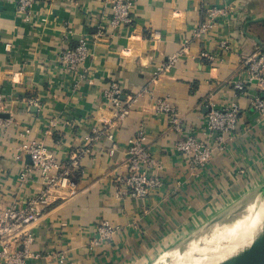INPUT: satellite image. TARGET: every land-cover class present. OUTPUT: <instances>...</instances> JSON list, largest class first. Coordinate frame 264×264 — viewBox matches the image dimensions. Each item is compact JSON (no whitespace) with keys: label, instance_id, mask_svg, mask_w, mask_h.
Instances as JSON below:
<instances>
[{"label":"crops","instance_id":"1","mask_svg":"<svg viewBox=\"0 0 264 264\" xmlns=\"http://www.w3.org/2000/svg\"><path fill=\"white\" fill-rule=\"evenodd\" d=\"M132 1L133 23L115 30L109 0H39L32 22L18 12L16 2L0 0V86L5 94L0 202L7 205L38 187L19 189L21 171L32 165L31 156L20 150L23 143H44L69 168L72 155L82 154L79 168H71L77 186L54 190L42 222L33 226V249L42 258L32 264L154 262L264 185V119L249 102L257 90L251 86L242 94L234 85L246 78V58L264 52V0ZM211 7L227 9L230 16L197 38L193 31ZM98 27L105 30L104 38L93 45L81 68L86 79L79 82L62 66L60 53L91 38ZM186 40L189 52L155 80L157 68ZM223 41L228 49L222 48ZM113 82L127 96H143L113 137L89 143L86 138L94 136L99 117L111 115L103 93ZM209 99L220 106L239 99L240 124L226 149L193 171L175 149L183 135L172 130L159 101L176 107L187 129L206 139L202 131ZM142 127L146 145L163 165L164 183L134 200L122 192L128 144ZM33 177L41 179L39 173ZM105 220L117 227L114 239L93 247L97 226ZM59 255L66 261L61 263Z\"/></svg>","mask_w":264,"mask_h":264},{"label":"built area","instance_id":"2","mask_svg":"<svg viewBox=\"0 0 264 264\" xmlns=\"http://www.w3.org/2000/svg\"><path fill=\"white\" fill-rule=\"evenodd\" d=\"M16 2L20 14L28 22H32L34 8L39 0H12ZM112 4L113 16L110 28L118 30L122 26L133 23L132 0H109ZM230 16L227 9L219 7L208 8L205 20L194 31L197 38L208 36L210 31L219 25L220 21ZM105 30L98 27L91 38H84L70 48L60 53V62L65 70L71 73L79 82L86 79L82 71L87 59L91 55L93 45L104 38ZM189 40L184 42L179 52L170 56L165 63L157 68L155 80L162 73L173 70L180 57L189 52ZM222 48L228 49L227 41L222 42ZM9 47V46H8ZM205 56H207L205 54ZM246 78L236 82L235 89L246 94L251 86L257 92L249 97V102L254 111L264 119V52L255 53L246 58ZM146 91V89L144 90ZM125 90L118 82H113L103 93L104 104L110 116L102 114L99 117L100 126L93 129L94 136L87 137L89 143L99 142L106 137H113L124 120L132 113L135 104L143 96V92L126 97ZM209 111L205 117L202 138L195 130H188L184 117L178 109L168 101H159L160 112L170 115L172 130L182 134L175 149L181 156L187 158L189 168L197 171L209 164L217 150H224L228 141L238 131L241 118V103L239 99L229 100L223 106L218 105L213 99L207 101ZM5 108V94L0 86V116ZM1 120V119H0ZM146 132L142 127L137 136L128 144V174L125 180L124 195L140 200L158 191L163 187V165L156 159L146 145ZM20 150L31 156L32 165L23 169L19 175V189H37L29 194L20 196L19 200L3 205L0 202V264H32V261L42 258L39 252L33 249L36 242V233L33 226L38 225L44 218V205L48 202L56 189H74L77 182L72 177L74 168H79L82 154L74 153L71 157V168L63 166L55 155L39 141L23 143ZM89 151V149L87 150ZM114 150L111 151V153ZM39 173L40 181L34 180V174ZM123 191V190H122ZM117 227L109 221L98 224L96 235L92 239L93 247L101 246L114 239ZM54 257L53 253L49 254ZM61 263L66 257L59 255Z\"/></svg>","mask_w":264,"mask_h":264},{"label":"bare ground","instance_id":"3","mask_svg":"<svg viewBox=\"0 0 264 264\" xmlns=\"http://www.w3.org/2000/svg\"><path fill=\"white\" fill-rule=\"evenodd\" d=\"M190 238L191 246L168 255L162 264H234L264 246V200L259 206L235 209Z\"/></svg>","mask_w":264,"mask_h":264},{"label":"water","instance_id":"4","mask_svg":"<svg viewBox=\"0 0 264 264\" xmlns=\"http://www.w3.org/2000/svg\"><path fill=\"white\" fill-rule=\"evenodd\" d=\"M250 199H257L255 206H259L262 203V201L264 200V185L261 186L260 188H258L256 191H254L249 197H247L244 200H242L241 202H239L234 208L223 213L222 215H220L218 218H216L212 222L215 223V222H218L219 220H221L222 218L227 217L235 209L240 208V207H238L239 205L243 204L245 201L250 200ZM212 222H210V223H212ZM209 225H211V224H209ZM234 264H264V246L259 248L258 250H255L254 252L245 256L244 258L238 260Z\"/></svg>","mask_w":264,"mask_h":264},{"label":"rangeland","instance_id":"5","mask_svg":"<svg viewBox=\"0 0 264 264\" xmlns=\"http://www.w3.org/2000/svg\"><path fill=\"white\" fill-rule=\"evenodd\" d=\"M256 200L257 199L247 200L243 204L239 205L238 207H240L242 209H244V208H252V207L255 206ZM212 223H209V224H212ZM209 224H207V225H209ZM197 229H199V228H197ZM196 230H193V232H195ZM192 233L188 234L189 236H186V238L184 240L180 241V243L178 245H176L174 248H172V249H170L168 251H165V252L161 253L159 256H157L154 262H151V263L143 262L142 264H162V262L166 259V257L168 255L170 256V254L172 255L174 253H180L185 248H187V247H189V246H191L193 244V240H192V238H190V235Z\"/></svg>","mask_w":264,"mask_h":264}]
</instances>
